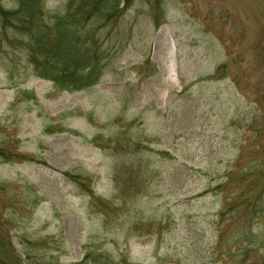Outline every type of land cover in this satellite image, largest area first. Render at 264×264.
Returning <instances> with one entry per match:
<instances>
[{
    "label": "rangeland",
    "instance_id": "374dc122",
    "mask_svg": "<svg viewBox=\"0 0 264 264\" xmlns=\"http://www.w3.org/2000/svg\"><path fill=\"white\" fill-rule=\"evenodd\" d=\"M90 1L0 0V264H264V0ZM72 23L107 66L65 91Z\"/></svg>",
    "mask_w": 264,
    "mask_h": 264
},
{
    "label": "trees",
    "instance_id": "16d2710c",
    "mask_svg": "<svg viewBox=\"0 0 264 264\" xmlns=\"http://www.w3.org/2000/svg\"><path fill=\"white\" fill-rule=\"evenodd\" d=\"M18 1L21 7L15 12L24 20V24H27L31 18H34V14L31 13L32 7L25 6L34 0ZM130 1L119 0L118 4L120 2L122 7H128ZM91 2L89 6L92 9L89 11V16L97 17L100 20L117 16L110 14V11L115 9L116 0H93L92 4ZM118 4L115 7H120ZM108 7L112 8L107 9ZM120 12L116 11L119 14ZM84 13L87 14L88 10L85 9ZM82 20L84 19L82 18ZM72 26L63 27L64 34L62 35H50L47 29L37 30L35 44L32 45L31 50V58L37 67L39 76L52 81L57 88L65 91H78L96 84L103 76L107 66L106 58L102 53H99L98 38L90 32L91 30L80 35V30H75L78 26L73 23ZM4 153L0 150L1 158H5ZM248 241L252 243V241ZM87 260L88 257H85L84 261L74 264H94ZM33 264L39 263L34 262Z\"/></svg>",
    "mask_w": 264,
    "mask_h": 264
}]
</instances>
